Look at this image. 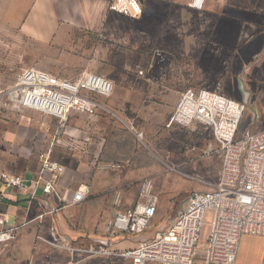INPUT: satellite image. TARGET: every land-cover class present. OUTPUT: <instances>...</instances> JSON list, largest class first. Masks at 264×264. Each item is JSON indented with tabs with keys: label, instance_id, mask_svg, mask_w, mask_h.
Returning a JSON list of instances; mask_svg holds the SVG:
<instances>
[{
	"label": "rangeland",
	"instance_id": "374dc122",
	"mask_svg": "<svg viewBox=\"0 0 264 264\" xmlns=\"http://www.w3.org/2000/svg\"><path fill=\"white\" fill-rule=\"evenodd\" d=\"M214 1L215 5L221 2ZM205 5L202 0L199 7L204 12L198 15L197 39L196 44L193 43L196 53L189 54L188 44L182 53L176 51V57L171 56L167 64L162 65L169 70L165 80L180 83L181 93L188 87L206 88L244 103L239 123L241 134L263 128L264 0H224V12L220 3V7L207 10L208 14ZM17 10L15 0H0V121L10 128L20 124L26 131L37 126L39 140L44 139L45 130H52L54 145L48 158L53 162L67 161L71 166V180L59 181L53 202L33 204L17 230L0 233V264L116 263V259H107L106 255L90 256L85 250L94 247H109L115 251L129 249L163 230L186 205L191 191L213 187L220 164L216 144L209 130L194 122L180 125L175 133L180 142L167 136H161L156 144L137 140L134 152H141L145 159H139V155L128 159L85 156L80 159L83 168L77 170L78 160L61 148V132L70 118L85 125V115H74L63 121L35 110L18 108L9 98L10 91L26 81L31 71L46 74L56 84L74 83L89 72L110 78L109 72L116 71L113 56L133 48L142 52L141 45L132 46L131 42L132 38L141 37L131 29L127 36L129 27L123 21H118L119 43L103 35L104 30H75L60 23L56 29H27L24 25L30 22V14L21 15ZM209 12H213V16ZM157 54L161 58L160 67L164 54L159 49ZM103 104L109 108L108 101ZM111 112L110 109L104 113ZM41 142L44 144V140ZM174 150L176 153L166 156ZM154 152L161 156H151ZM142 160L155 162L160 171L134 173L137 169L133 164ZM83 183L90 187L89 196L84 202H73L76 188ZM148 196L157 198V211L150 227L137 234H113L111 221L115 213L133 207ZM205 220L204 237L209 230L210 216L206 215ZM237 257V264H258L264 258L263 241L248 239L238 249Z\"/></svg>",
	"mask_w": 264,
	"mask_h": 264
},
{
	"label": "crops",
	"instance_id": "0c3cea01",
	"mask_svg": "<svg viewBox=\"0 0 264 264\" xmlns=\"http://www.w3.org/2000/svg\"><path fill=\"white\" fill-rule=\"evenodd\" d=\"M196 1L140 0L143 13L139 19H131L110 12V0H15L19 14H30V22L24 25L27 29H56L60 23L75 30H104L103 35L119 43L121 34L118 33V21H123L129 27L127 36L131 29L132 33L135 30L137 36L141 37L137 40L132 38L131 42L132 46L141 45L142 52L139 53L132 47L134 50L113 56L116 71L109 72L113 88L109 96H100L102 102L108 101L111 114L99 111L95 115H88L71 111L63 119L65 121L74 115H85L87 121L82 125L79 120L70 118L71 121L61 132V148L78 160L77 170L83 168L84 163L80 159L85 156L93 159H128L139 155V159H145L141 152H134L137 140L155 143L159 142L161 136H167L172 141L180 142L175 134L180 130V124L171 122V118L181 87L180 83L165 80L169 70L163 67L176 51L180 54L182 49H187V44L189 54L196 53V45L193 43L196 44L197 39L198 15L204 12L199 7L202 0L199 5L194 4ZM205 2L207 14V10L217 8V5L220 7V3L224 12V0L216 5L214 0ZM209 13L213 16V12ZM158 49L164 54L160 67ZM138 66L141 68L138 69ZM37 134V126L26 131L21 129L20 124H14L10 128L0 121V233L17 230L33 204L41 205L56 199L54 193L43 191V180L51 176L50 171H44L40 184L32 183L38 176L43 157H48L54 145L52 130H45L44 139L41 140L37 138ZM172 153H176V150L166 156ZM151 156L159 157L161 154L154 152ZM58 164L62 169L57 173L54 190L58 189L59 181L68 183L71 180L69 163L63 161ZM133 166L137 169L134 173L160 171L158 164L145 160L137 161ZM2 173L21 182L7 183L1 178ZM248 239L264 243L262 237L245 235L241 238L239 248ZM258 264H264V258Z\"/></svg>",
	"mask_w": 264,
	"mask_h": 264
},
{
	"label": "built area",
	"instance_id": "2783aa9c",
	"mask_svg": "<svg viewBox=\"0 0 264 264\" xmlns=\"http://www.w3.org/2000/svg\"><path fill=\"white\" fill-rule=\"evenodd\" d=\"M110 12L131 19L143 13L140 0H110ZM141 72V71H140ZM113 88L110 78L93 72L74 83L56 84L46 74L31 71L28 79L12 88L9 98L18 108H26L64 119L69 112L88 115L110 112L98 96L107 97ZM244 103L219 91L188 87L180 93L171 122L189 125L198 122L212 134L220 166L211 189L193 190L168 225L129 249L115 251L109 247L85 250L90 256L117 260L111 264H236L244 235L264 238V127L239 133ZM58 162L43 157L35 184L54 193ZM7 183L21 181L6 173ZM90 194L88 184H80L72 197L84 202ZM156 196H148L133 207L117 211L111 221L112 233L137 234L150 227L156 215ZM209 230L204 237V226ZM58 264H83L68 261Z\"/></svg>",
	"mask_w": 264,
	"mask_h": 264
},
{
	"label": "bare ground",
	"instance_id": "6f19581e",
	"mask_svg": "<svg viewBox=\"0 0 264 264\" xmlns=\"http://www.w3.org/2000/svg\"><path fill=\"white\" fill-rule=\"evenodd\" d=\"M195 4L199 5V4H200V0H197V1L195 2Z\"/></svg>",
	"mask_w": 264,
	"mask_h": 264
}]
</instances>
